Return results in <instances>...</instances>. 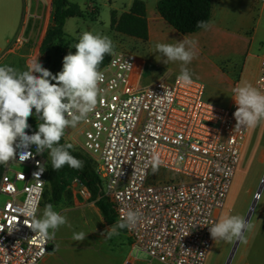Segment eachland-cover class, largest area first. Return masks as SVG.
Masks as SVG:
<instances>
[{"label": "built area", "instance_id": "obj_1", "mask_svg": "<svg viewBox=\"0 0 264 264\" xmlns=\"http://www.w3.org/2000/svg\"><path fill=\"white\" fill-rule=\"evenodd\" d=\"M114 51L100 68L102 103L86 122L66 129L67 143L94 160L118 223L129 210L140 214L134 227L123 228L134 253L125 264H206L214 243L209 227L220 220L251 129H235V101H206L203 82L166 76L142 86L146 50ZM254 87L264 93V57ZM35 118L28 119L29 135L37 131ZM29 151L33 156L21 162L18 149L1 177L0 264H40L49 253L51 240H39L18 211L32 204L38 217L46 189L49 151ZM153 156L170 177L150 181ZM41 165L38 180L33 174ZM69 187L92 198L77 178Z\"/></svg>", "mask_w": 264, "mask_h": 264}, {"label": "rangeland", "instance_id": "obj_2", "mask_svg": "<svg viewBox=\"0 0 264 264\" xmlns=\"http://www.w3.org/2000/svg\"><path fill=\"white\" fill-rule=\"evenodd\" d=\"M90 1L96 2L98 7H102L99 19L95 23H91L89 20L84 22L81 19H70L66 31L73 38L66 39L65 42L69 48L65 53L54 46L50 50L49 58H45L41 50L29 54V58L35 59L38 56V61L42 66L53 75H56L63 68V58L69 52L75 54L76 49L74 46L79 42L77 38L83 32L91 30L95 34L107 36L114 40L119 33L111 29V13L115 9L120 14L129 11L134 0H114L111 4L113 5L111 10L105 8L104 0H70L71 3L79 5L82 9H85L86 4ZM143 1L147 5L150 22L152 25L155 23L156 26V29L152 32V39L143 42L132 37L119 35L123 38L118 40L117 44H113L114 50L119 51H134L141 54L143 49L146 50L149 61L142 76V86L149 85L158 78L179 76L181 68L186 67L190 71L192 79L205 84V100L216 105L225 106L226 94L233 89V86L227 82L225 74L232 75L234 82L238 80L241 81V84L249 83L253 85L261 58L264 57V10L262 11L261 7L264 0H259L255 11V21L260 14H263L260 24L256 26V33L254 35L239 36L235 33L236 28L233 25L237 19V3H231L228 7L229 11L226 10L221 14L218 11L219 6L215 2V16L212 15L211 26L207 30L204 29L198 33L183 35L175 31L164 19H162V22L165 28L159 34L157 28L159 22H155L157 18L154 16L161 17L157 11V3L160 0ZM240 7L242 8V4H240ZM49 11L53 14L54 6L50 7ZM77 22H81L82 25L78 26ZM218 26H221V28ZM185 38L196 42L194 48L196 56L194 59L187 65H183L179 61L169 62L168 64L163 63L166 57L156 51L155 45L158 43L175 44ZM157 58L160 61H157ZM26 69L27 67L25 68L22 65L16 66L18 71ZM242 70L244 71V77L240 80L237 76L239 77ZM51 82L56 83L54 80ZM33 122H36L35 129L38 131L37 118ZM72 134H74V131ZM63 137L66 142H69L70 135L66 130ZM79 140L82 141V138L79 137ZM73 148L84 151L78 145H74ZM263 152L264 120L256 128L251 129L249 133L241 162L220 219L228 215H240L246 219L264 179ZM161 176L170 177V173L160 169L156 172L152 170L150 181H155ZM0 200L3 201L4 197L2 196ZM93 202L92 198L86 199L83 196L82 189L79 187H69L64 198L56 204L53 203L51 192L47 193L44 198L42 214L45 206L52 204L54 210L64 215L67 220V223L60 226L56 231L55 238L51 240L49 258H54V262L58 264H122L130 254L129 240L123 232L120 233L118 229L119 234L113 235L111 238L104 234L111 226L105 223L102 213L95 203L92 204ZM250 222L253 227L245 233L246 242L239 243L231 264L264 263V186ZM79 232H84L87 235L83 241L78 242L73 240V234ZM235 243V240L231 243L214 240L206 264H226ZM138 256L140 258L145 257L143 254H138Z\"/></svg>", "mask_w": 264, "mask_h": 264}, {"label": "clouds", "instance_id": "obj_3", "mask_svg": "<svg viewBox=\"0 0 264 264\" xmlns=\"http://www.w3.org/2000/svg\"><path fill=\"white\" fill-rule=\"evenodd\" d=\"M210 26L208 21L197 22L198 28L207 30ZM195 45V41L185 38L175 44L158 43L155 48L166 57L163 63L179 61L187 65L196 56ZM74 48L75 54L69 52L63 58V68L56 75L42 66L38 56L28 61L24 71L0 66V164L16 160L18 149L21 150L19 160L28 159L33 156L29 149L35 146L36 155L49 151L55 171L65 164L74 169L83 168V162L69 151L72 144H60V141L67 128H75L78 123L86 122L98 103H102L106 90L100 87L105 80L100 65L106 55L114 56L115 51L109 37L89 31L81 34ZM157 61L160 60L157 58ZM53 80L56 83H52ZM178 80L184 84L192 83V75L186 67L181 68ZM232 91L237 106L234 112L235 129L256 128L264 120V93L249 83L238 84ZM33 115L37 118L38 131L29 135L26 129L30 128L28 119ZM159 163V159L153 156V172L158 170ZM44 170L41 165L40 171L33 174L34 177L39 180ZM18 211L25 217L23 223L44 242L53 240L59 227L67 223L66 217L55 211L52 204L45 206L39 218L35 205L29 204ZM139 220L140 214L129 210L119 223L112 225L104 234L111 238L119 234L118 229L132 228ZM16 225H11L9 232ZM252 227L250 220L246 221L245 217L228 215L209 227V232L215 241L246 242L245 233ZM86 235L84 232L74 233L73 240L83 241Z\"/></svg>", "mask_w": 264, "mask_h": 264}, {"label": "trees", "instance_id": "obj_4", "mask_svg": "<svg viewBox=\"0 0 264 264\" xmlns=\"http://www.w3.org/2000/svg\"><path fill=\"white\" fill-rule=\"evenodd\" d=\"M54 11L52 24L41 46V52L45 58H49L50 50L56 46L62 53L68 50L66 44L68 34L65 32V23L71 17H84L85 11L70 0H53ZM157 11L179 34L198 33L202 28L197 27L198 21L211 22L213 15V0H160L157 3ZM111 28L113 31L132 37L143 42L150 39L147 5L143 0H134L129 11L118 14L116 10L111 13ZM111 55H106L100 68L105 66ZM60 144H68L62 137ZM70 153L83 162L82 169H74L65 164L58 171L53 170L49 156L47 183L44 198L50 191L53 203L60 202L67 193L73 179H79L90 191L92 199L100 209L107 225L115 224V213L110 202L104 197L103 182L96 172L94 160L84 151L72 147ZM5 164H0V181ZM44 203V199H43Z\"/></svg>", "mask_w": 264, "mask_h": 264}, {"label": "crops", "instance_id": "obj_5", "mask_svg": "<svg viewBox=\"0 0 264 264\" xmlns=\"http://www.w3.org/2000/svg\"><path fill=\"white\" fill-rule=\"evenodd\" d=\"M114 0H104V6L107 10H111L113 8L112 2ZM215 2L218 4V11L222 14L226 10L229 11V6L231 3H237V19L234 21L233 25L236 30L235 33L237 36L239 35H250L255 34L257 31V27L260 22L263 14H260L258 19L255 21V11L258 6L259 0H213V16H215ZM263 2V1H262ZM133 4V3H132ZM242 4V8L240 7ZM53 6V0H0V66H11L16 69L17 65H22L27 67L28 61L33 58H29V54L34 53V51L38 50L40 52L43 40L46 36V33L49 29L51 23L52 13H50L49 9ZM262 11L264 10V2L261 3ZM102 7H98L97 3L94 1H90L86 4V8L83 9L85 11L84 17H71L68 18L65 23V32L66 27L68 25V21L70 19H81L82 21L89 20L91 23H95L99 19V15ZM118 14L120 12L115 9ZM148 12V10H147ZM156 19L155 22H159L158 32L162 33V29L165 28L162 22V18L159 16H154ZM80 20V21H81ZM149 20V30H150V40L152 39V32L156 29L155 23H152ZM213 20V18H212ZM210 22V25L212 23ZM78 21V20H76ZM81 22H77L78 26L82 25ZM83 23V22H82ZM216 27V25H214ZM221 28V26H218ZM112 29V28H111ZM204 30V29H203ZM202 31V30H201ZM200 31V32H201ZM92 32L93 31H89ZM68 34V38H73ZM95 34V33H94ZM104 34V33H102ZM122 35V34H119ZM116 35L114 40H112L113 44H117L118 40L123 37ZM78 37L77 39H79ZM149 40V41H150ZM37 44V47H36ZM35 49V50H34ZM227 82L233 86V88L241 84V81H233L232 75H227ZM258 72L255 77H257ZM244 77V71L242 70L239 74L240 80ZM157 80V79H156ZM155 80V81H156ZM256 78L254 79L255 82ZM153 81V82H155ZM152 82V83H153ZM253 82V86H254ZM233 90V89H232ZM227 92L225 99V106H229L233 103L234 99L233 91ZM94 201V200H93ZM96 204L94 201L92 204ZM97 206V205H96ZM42 206L38 213V218L41 217L42 214ZM99 209V208H98ZM100 210V209H99ZM101 212V211H100ZM117 219L115 217V224H117ZM109 226V225H108ZM120 233L123 232L124 235L128 238L124 229H119ZM129 240V238H128ZM130 254L127 258L124 259L122 264H125L128 259H130L134 253L132 247L130 245ZM50 257V249L47 257L40 264H58L53 258Z\"/></svg>", "mask_w": 264, "mask_h": 264}, {"label": "water", "instance_id": "obj_6", "mask_svg": "<svg viewBox=\"0 0 264 264\" xmlns=\"http://www.w3.org/2000/svg\"><path fill=\"white\" fill-rule=\"evenodd\" d=\"M263 186H264V179H263V181H262V185H261L260 189H259L258 192H257L258 195L261 194L262 189H263ZM257 201H258V198L255 197V200L253 201V203H252V205H251V207H250V210H249V212H248V215H247V217H246V221L250 220L251 215H252V213H253V211H254V209H255V206H256V204H257ZM239 243H240L239 241H236V243H235V245H234V248H233V250H232V252H231V254H230V256H229V259H228V261H227L226 264H231V262H232V260H233V257H234V255H235V252H236V250H237V247H238Z\"/></svg>", "mask_w": 264, "mask_h": 264}, {"label": "bare ground", "instance_id": "obj_7", "mask_svg": "<svg viewBox=\"0 0 264 264\" xmlns=\"http://www.w3.org/2000/svg\"><path fill=\"white\" fill-rule=\"evenodd\" d=\"M263 156H264V152H263ZM261 195V194H260ZM260 195L256 194V198L258 197V199L260 198Z\"/></svg>", "mask_w": 264, "mask_h": 264}]
</instances>
